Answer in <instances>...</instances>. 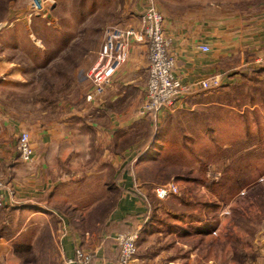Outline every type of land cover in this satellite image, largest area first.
Here are the masks:
<instances>
[{"label": "crops", "instance_id": "0c3cea01", "mask_svg": "<svg viewBox=\"0 0 264 264\" xmlns=\"http://www.w3.org/2000/svg\"><path fill=\"white\" fill-rule=\"evenodd\" d=\"M55 1L53 12L59 7ZM155 8L162 13L161 7ZM145 9L143 4L132 7L130 18L118 26L138 30ZM162 17L164 31L172 40L174 76L184 85L218 76L221 87L190 96L174 113L160 117L156 129L140 115L146 96L147 42L131 40L125 63L104 93L93 104H84L83 95L93 90L92 85L79 91L76 101L69 95L75 84L37 88L36 78L68 77L69 70L54 67L58 52L48 53L41 41L38 51H29L26 47L31 43L20 42V38L10 44L22 45L24 50L8 52L7 41L0 35V180L14 192L13 202L5 194L6 205L1 209L5 219L0 251L10 259H18L19 264H61L73 257L76 248H83L93 255L91 264H117L114 238L126 230L120 222L134 217L125 227L135 230L146 212L131 190L139 180L135 174L154 156L163 158L162 151L182 148L184 119L225 107L221 105L224 94L242 87L240 79L260 76L264 69L249 66L264 52V20L248 26L234 17L226 22L219 17L194 22L184 18L178 23ZM55 41L62 44L64 40ZM200 45L209 51L201 52ZM94 62L89 69L98 62L97 54ZM49 91L50 97L61 94L68 99L61 104L65 112L59 118L48 119L47 108L42 106L47 97L43 95ZM22 132L28 133L33 150L30 163L20 161L16 148ZM97 189L116 190L117 195L107 202L104 192L102 196L91 194Z\"/></svg>", "mask_w": 264, "mask_h": 264}, {"label": "rangeland", "instance_id": "374dc122", "mask_svg": "<svg viewBox=\"0 0 264 264\" xmlns=\"http://www.w3.org/2000/svg\"><path fill=\"white\" fill-rule=\"evenodd\" d=\"M58 4L46 19H27L26 0H0V35L7 41L8 52L24 50L22 45L10 44L14 38L31 43L26 47L29 51H38L41 41L48 53L58 52L59 62L54 67L69 70L68 77L36 78L37 88L53 85L61 89L75 84L69 94L73 101L78 100L79 91L91 85L88 73L98 62L89 68L96 54L98 60L104 30L129 19L131 8L137 4L145 8L159 6L160 14L176 23L184 18L194 22L219 17L220 22H226L234 17L250 26L251 22L264 20V0H58ZM56 38L63 43H56ZM69 39L71 43H67ZM259 73L248 80L240 79L238 84L246 88L224 94L221 105L225 107L184 119L185 138L179 141L182 148L176 151L180 157L167 162L154 156L135 174L139 180L131 188L132 193L139 204H149L155 221L154 227L142 226L135 264H264V69ZM49 94L51 91L43 95L47 97L42 106L47 108L48 119L59 118L65 112L61 104L68 99ZM57 99L59 103L55 105ZM208 127L210 132L206 134ZM201 168L206 178L226 182L217 199L199 184ZM170 183L177 187V194L158 199L155 188ZM91 192L101 196L104 192L107 202L117 195L116 190ZM10 197L9 200L14 196ZM1 209L3 229L5 217ZM177 213L189 217L182 219V229L170 234L159 223ZM205 223L213 227L202 233L195 230V226ZM0 264L19 262L0 251Z\"/></svg>", "mask_w": 264, "mask_h": 264}, {"label": "built area", "instance_id": "2783aa9c", "mask_svg": "<svg viewBox=\"0 0 264 264\" xmlns=\"http://www.w3.org/2000/svg\"><path fill=\"white\" fill-rule=\"evenodd\" d=\"M56 5L55 0H26L24 14L27 19L33 17L46 19ZM163 22L160 12L148 6L140 15L138 30L123 29L117 25L104 30L98 63L88 73L93 90L86 95L87 104H93L96 98L104 93L113 74L125 63L131 40L148 43L146 96L140 115L153 124H156L160 117L174 113L190 96L215 92L220 88L221 80L218 76L209 77L192 85H184L174 76L172 40L165 33ZM198 49L203 53L209 51L206 45H200ZM251 66L255 68L264 66V52L252 60ZM16 148L20 161L23 163L32 161L33 150L27 133L19 135ZM8 186L0 181V208L6 205L5 194L13 196L14 192ZM177 190V187L170 183L156 187L154 192L158 199L164 200L175 196ZM10 202H13V199H10ZM142 226L143 224L135 230L115 236L114 241L119 250L117 264H135L136 246ZM92 257L90 251L76 248L73 257L65 259L61 264H91Z\"/></svg>", "mask_w": 264, "mask_h": 264}, {"label": "trees", "instance_id": "16d2710c", "mask_svg": "<svg viewBox=\"0 0 264 264\" xmlns=\"http://www.w3.org/2000/svg\"><path fill=\"white\" fill-rule=\"evenodd\" d=\"M161 155H163V159H166V161H170L171 158L173 159L175 156L176 158L179 157L176 151H168V153L167 152L165 153V151H162ZM200 175L201 176L198 179L199 184L202 185V187H204L211 196L217 199L220 196V193L223 190L226 182H223V179L222 180L220 179L219 181L214 182L206 178L205 172L202 170V168L200 170ZM145 206H146V212H145V215L142 221L143 225L145 224L146 226L148 224V226L154 227L155 221L151 219L152 217L150 216L151 215L150 206L147 203L145 204ZM185 216L189 217V215H181L177 213V216L167 217L165 222H160L159 224L161 225L162 229L164 228L163 230L167 231L170 234H174L175 232H178L180 229H182V219L185 218ZM134 221H135L134 217H126V219L120 222V226H122L121 228H126L125 233L132 231L131 229H128V227H125V224L127 222L133 223ZM212 227H213L212 225L205 223V224H200L199 226H195V230L202 233V231H206V230L208 231V229H211ZM149 230L152 231L153 228H149Z\"/></svg>", "mask_w": 264, "mask_h": 264}]
</instances>
